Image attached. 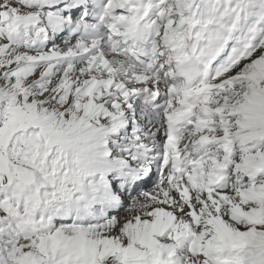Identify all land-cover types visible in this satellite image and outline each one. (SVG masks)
<instances>
[{"label":"snow or ice","instance_id":"obj_1","mask_svg":"<svg viewBox=\"0 0 264 264\" xmlns=\"http://www.w3.org/2000/svg\"><path fill=\"white\" fill-rule=\"evenodd\" d=\"M0 264H264V0H0Z\"/></svg>","mask_w":264,"mask_h":264}]
</instances>
